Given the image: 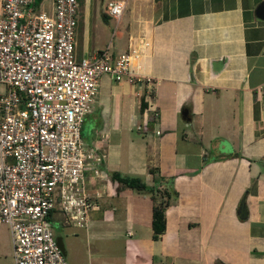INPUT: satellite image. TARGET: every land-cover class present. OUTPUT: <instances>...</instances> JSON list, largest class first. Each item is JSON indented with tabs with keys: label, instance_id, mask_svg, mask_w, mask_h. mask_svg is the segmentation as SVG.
<instances>
[{
	"label": "crops",
	"instance_id": "1",
	"mask_svg": "<svg viewBox=\"0 0 264 264\" xmlns=\"http://www.w3.org/2000/svg\"><path fill=\"white\" fill-rule=\"evenodd\" d=\"M107 1L78 0L75 59L147 46L131 60L138 82L100 76L80 127L106 174L90 179L97 205L80 232L90 264H264V0H127L117 21ZM111 171L174 192L156 239L149 194ZM3 227L0 264H14Z\"/></svg>",
	"mask_w": 264,
	"mask_h": 264
},
{
	"label": "built area",
	"instance_id": "2",
	"mask_svg": "<svg viewBox=\"0 0 264 264\" xmlns=\"http://www.w3.org/2000/svg\"><path fill=\"white\" fill-rule=\"evenodd\" d=\"M127 0H108L115 21ZM76 0H0V224L7 226L14 264H66L49 225L52 210L84 228L98 194L85 175L106 179L104 155L81 145L80 127L98 80L136 83L131 60L147 46L113 55L109 44L89 58L74 57ZM146 96L152 84L145 79ZM158 134V131H155Z\"/></svg>",
	"mask_w": 264,
	"mask_h": 264
},
{
	"label": "rangeland",
	"instance_id": "3",
	"mask_svg": "<svg viewBox=\"0 0 264 264\" xmlns=\"http://www.w3.org/2000/svg\"><path fill=\"white\" fill-rule=\"evenodd\" d=\"M43 1L44 3H47L49 0H40V2H38L36 6L38 5L40 6L43 3ZM77 9H78V0H76L75 13L77 12ZM75 27H76V15H75ZM75 27H74V32H75ZM132 132L135 133L134 130ZM134 135H136V133ZM80 140H81V145L83 147L91 148L94 146L98 149L99 153L102 152L99 149L100 148L99 145L88 141V138L86 136V130L84 129V127L80 129ZM98 169L103 171L99 167ZM86 174L90 175L91 172L87 171ZM85 179H86V184H87V190L90 193V190H89L90 182L86 178V175H85ZM165 184H169V180H167ZM60 219L62 220L63 225L58 226L57 222ZM49 225L52 230L53 236L54 237L60 236L63 240V244L65 247L64 258H65L66 264H90L91 263V261L89 260L88 252L86 251L85 243L80 240V237H81L80 232L81 230H83L82 228L79 229V227L78 228L73 227L70 223H68V221L62 215V213L59 211L51 213L50 218H49ZM75 235H77L78 238H75L74 237ZM7 237L8 235L3 227V229H0V255L1 256L7 254V250H6ZM11 262L12 260L9 261L8 258L5 259V264H10Z\"/></svg>",
	"mask_w": 264,
	"mask_h": 264
},
{
	"label": "trees",
	"instance_id": "4",
	"mask_svg": "<svg viewBox=\"0 0 264 264\" xmlns=\"http://www.w3.org/2000/svg\"><path fill=\"white\" fill-rule=\"evenodd\" d=\"M38 2L40 0H35V5ZM146 105V99L141 98L140 110L145 109ZM109 179L122 187L130 188L139 193L149 194L152 201L150 218L151 237L152 239H156L164 230V209L168 205L169 199L174 195V192L169 191L168 188L159 190L154 186H148L138 176H129L117 171H111Z\"/></svg>",
	"mask_w": 264,
	"mask_h": 264
},
{
	"label": "water",
	"instance_id": "5",
	"mask_svg": "<svg viewBox=\"0 0 264 264\" xmlns=\"http://www.w3.org/2000/svg\"><path fill=\"white\" fill-rule=\"evenodd\" d=\"M255 15L258 18H264V1L260 2L258 4V6L255 9ZM239 217H242V213H244V207H243V203L241 201L239 209ZM55 242L57 247L59 248V250L61 251L62 255H65V248L62 242V238L60 236H56L55 237Z\"/></svg>",
	"mask_w": 264,
	"mask_h": 264
}]
</instances>
